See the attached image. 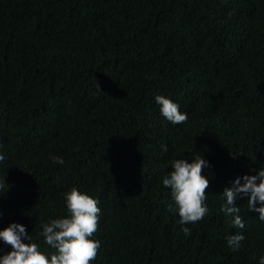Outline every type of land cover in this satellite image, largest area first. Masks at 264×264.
<instances>
[{"label": "trees", "instance_id": "obj_1", "mask_svg": "<svg viewBox=\"0 0 264 264\" xmlns=\"http://www.w3.org/2000/svg\"><path fill=\"white\" fill-rule=\"evenodd\" d=\"M197 153L209 212L181 225L163 179ZM0 155V230L23 225L45 254L76 188L99 201L91 264H259V213L238 197L239 229L220 207L264 169V0H0Z\"/></svg>", "mask_w": 264, "mask_h": 264}, {"label": "clouds", "instance_id": "obj_2", "mask_svg": "<svg viewBox=\"0 0 264 264\" xmlns=\"http://www.w3.org/2000/svg\"><path fill=\"white\" fill-rule=\"evenodd\" d=\"M155 100L160 105L161 114L169 122L178 125L187 121V114L179 111L178 104L159 95ZM3 159L0 155V161ZM52 159L55 163H63L60 157L54 156ZM207 166V161L197 153L192 162L185 159L173 161L172 171L163 179V185L170 189L175 205H169L168 211L178 214L181 225L201 221L209 212L205 204L209 179L202 174ZM232 185L225 188L221 195L224 203L221 204L220 211L233 217V226L239 229L245 227L244 220L239 215L241 209L235 205L238 197H246L249 210L258 212V219L264 221V169L258 170L255 175L237 177ZM65 198L69 216L45 223L40 233L46 245L55 251L49 254L41 252L38 244L30 242L31 237L23 225L10 223L0 230V241L11 248L7 254L0 256V264H91L100 247L99 241L90 239L98 227L99 201L76 188L66 193ZM258 203L260 207L256 206ZM181 231L185 236L191 234L188 227H183ZM23 240L28 243L22 242ZM243 240L244 236L239 233L226 238L227 246L233 251L239 250ZM259 264H264V257Z\"/></svg>", "mask_w": 264, "mask_h": 264}]
</instances>
